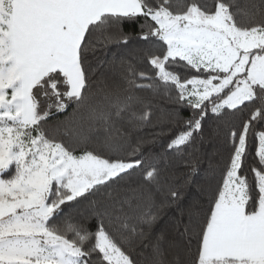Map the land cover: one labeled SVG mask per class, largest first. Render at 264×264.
<instances>
[{"label":"snow or ice","instance_id":"1","mask_svg":"<svg viewBox=\"0 0 264 264\" xmlns=\"http://www.w3.org/2000/svg\"><path fill=\"white\" fill-rule=\"evenodd\" d=\"M125 24L154 74L127 64L126 89L90 79L89 55L126 45ZM250 105L238 126L226 120ZM209 121L226 124L210 129L223 164L197 147ZM257 123L264 0L248 12L238 0H0V264H188L193 243L191 264H264ZM177 162L179 179L162 175Z\"/></svg>","mask_w":264,"mask_h":264},{"label":"trees","instance_id":"2","mask_svg":"<svg viewBox=\"0 0 264 264\" xmlns=\"http://www.w3.org/2000/svg\"><path fill=\"white\" fill-rule=\"evenodd\" d=\"M180 3H188L190 0H179ZM201 3H212V0H199ZM240 3L242 9L244 12H248L250 10L251 5L253 4H259L260 0H238ZM123 31L125 33L131 34L132 38L129 40V42L125 44H109L106 52L102 53L99 49L103 47L102 44H97V52L95 54V57L93 55H89V61L91 63L93 74L90 76V79L96 80L99 78L100 73H104L106 77H108L107 83L109 85L117 84L122 89L128 88V82H127V73L125 71V67L127 64L133 65V67L136 69L137 73L143 71L147 73L148 75H153L154 70L152 69L151 65L147 63V60L143 58V52L141 49H144L146 47L145 43L143 41H140L135 38V34L138 31V29L133 25L125 24L123 26ZM101 41H103L104 37L101 35L100 37ZM95 43V42H94ZM96 57H99L101 61L104 62L103 67L97 68V59ZM123 62V64H122ZM115 66V72L107 71L109 66ZM182 75H191L192 73L184 72L183 70H180ZM148 81H141L137 80V83H147ZM93 90H95L93 88ZM134 94L143 95L147 97L151 103H152V111L157 112L159 109L166 108L167 107V101L162 96H156L153 97L149 93L145 92H136L133 90ZM255 106L250 105L248 108L244 109L243 113L236 112L235 115L226 117V120L231 121V123L236 124L237 126L240 124L241 120L246 118L248 115H250L251 111L254 109ZM73 106H69L68 109L65 112L56 114L53 118H51L48 121L49 125H55L58 122H63L66 120H70L73 114ZM141 106L136 105V111H141ZM184 115H187V113H184ZM219 123L221 128L224 129L226 127L225 121L215 122V121H209L208 124L205 127V134L203 142L200 141L197 142V147L200 149L202 153L205 155H211L214 160H219L221 164H223L227 158H228V148L225 145L222 135L221 138L217 139L215 137H211L210 135V129L214 128L216 124ZM76 127L75 123L70 124H62L60 127V131L57 134L58 139H63L65 143H69V136H65V132L71 133V130ZM256 129L264 130V125H261L259 123L256 124ZM102 135V133H101ZM211 139V142H210ZM256 140L253 138L252 140V155L249 158V163L253 162L255 160L254 152L256 147ZM92 146L90 145V148ZM215 150H218V154ZM191 151V149H189ZM79 154V152H77ZM147 167V165H145ZM159 167V165H158ZM183 171L182 166H180L179 162H177L176 165L170 167L167 170H162L163 176H170L171 174L175 173V179H179V174ZM135 180H139V173L136 174V177H134ZM168 183H173L172 179L168 180ZM192 195H195V193H192ZM164 194L159 193L156 194L157 200L163 199ZM78 219V217H77ZM94 227V225H93ZM196 252V245L193 243L191 251L189 253H186L184 255V259L188 261V264H191V261L193 260Z\"/></svg>","mask_w":264,"mask_h":264}]
</instances>
